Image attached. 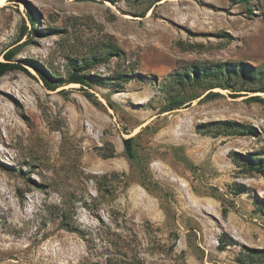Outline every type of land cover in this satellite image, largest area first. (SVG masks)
<instances>
[{
    "label": "rangeland",
    "instance_id": "rangeland-1",
    "mask_svg": "<svg viewBox=\"0 0 264 264\" xmlns=\"http://www.w3.org/2000/svg\"><path fill=\"white\" fill-rule=\"evenodd\" d=\"M8 52L23 68L0 77V264L90 263L108 240L145 264H240L243 246L264 248V174L230 156L264 150V99L250 97L264 92L174 78L226 62L264 88V0H2ZM74 69L89 85L43 77ZM120 73L116 88L92 78ZM172 98L184 104L166 110ZM217 120L255 130L197 128ZM221 235L234 243L219 249Z\"/></svg>",
    "mask_w": 264,
    "mask_h": 264
},
{
    "label": "trees",
    "instance_id": "trees-1",
    "mask_svg": "<svg viewBox=\"0 0 264 264\" xmlns=\"http://www.w3.org/2000/svg\"><path fill=\"white\" fill-rule=\"evenodd\" d=\"M157 1V0H155ZM31 20L33 22V30L36 31L34 18L31 16ZM112 53H118V49L115 46H110ZM10 52L6 55L5 61H0V77L4 75L6 72L20 67L19 64L10 62L9 58ZM90 66V64H88ZM257 75L258 72L253 69H248L244 66L231 65L229 63H218L213 66H198V65H190L184 72L176 73L174 75L175 80L179 84L187 83L188 81L203 83L206 90H210L214 87H220L223 89H231V90H240V91H262L264 92V88H256L257 83ZM46 84L51 88L55 89L59 86L66 85L68 83H79L81 85H89L90 81L88 80L89 76L82 74L80 69H74V71L70 74L68 78L59 77L56 74H53V79L47 78V76H43ZM93 79H96L98 84H111L116 87H120L122 82H128L131 79V75L128 73H120L115 76L101 77L94 76ZM237 83H240L239 89H234ZM208 93H214L209 91ZM199 96H195L196 98ZM251 99L262 101L264 98H261L258 95L250 96ZM166 110H172L180 107L184 104L183 101L177 100L176 98H172ZM192 99V98H191ZM198 130H201L204 133H208L211 131H216L215 135L220 133H224L227 135L232 134H252L255 130L254 127L242 124L237 121L231 120H217V121H209L206 123L198 124ZM132 141L133 137L124 138V145L126 149V153L129 157H133L132 150ZM257 154H248L246 156L240 155L238 152H231L230 156L233 161H237L240 157L245 158L244 162L249 165V171H255L258 173L264 174V150L261 149ZM105 157L112 156V154H104ZM240 156V157H239ZM247 187L244 184H235L234 190L231 192L234 195H238L245 191ZM72 231L77 232L84 240L87 241L88 249H95L97 243L94 239L86 236V232L77 226H72ZM100 240H104V237H101ZM106 247L98 259L91 261L90 263L84 264H145L143 257L141 256L140 249L130 248L128 244L125 242L119 241H107ZM234 243V242H233ZM233 243L228 242L225 239V235H221L219 238V249H224L227 245H231ZM104 246V244H103ZM243 251L241 252L236 260L240 264H264V248H252L248 246H243ZM90 253H92L90 251ZM94 253V252H93Z\"/></svg>",
    "mask_w": 264,
    "mask_h": 264
},
{
    "label": "bare ground",
    "instance_id": "bare-ground-1",
    "mask_svg": "<svg viewBox=\"0 0 264 264\" xmlns=\"http://www.w3.org/2000/svg\"><path fill=\"white\" fill-rule=\"evenodd\" d=\"M2 0H0V2H1Z\"/></svg>",
    "mask_w": 264,
    "mask_h": 264
}]
</instances>
